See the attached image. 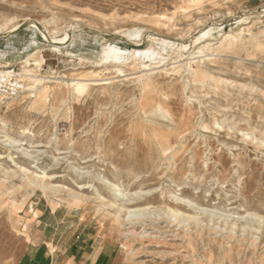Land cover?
<instances>
[{
    "label": "rangeland",
    "instance_id": "374dc122",
    "mask_svg": "<svg viewBox=\"0 0 264 264\" xmlns=\"http://www.w3.org/2000/svg\"><path fill=\"white\" fill-rule=\"evenodd\" d=\"M261 9L264 0H0V24L21 26L0 39L3 65L22 76L27 59L40 79L0 104V264L41 240L59 264L72 233L110 246L114 264H264ZM33 22L68 43L54 50ZM107 46L124 66L102 60ZM42 172L59 191L27 182Z\"/></svg>",
    "mask_w": 264,
    "mask_h": 264
},
{
    "label": "bare ground",
    "instance_id": "6f19581e",
    "mask_svg": "<svg viewBox=\"0 0 264 264\" xmlns=\"http://www.w3.org/2000/svg\"><path fill=\"white\" fill-rule=\"evenodd\" d=\"M253 14L260 15L259 17H264V9L254 11ZM246 19L247 18H243L242 21H245ZM20 27L21 26H14L11 29H5L4 24L3 25L0 24V39H7L8 40L9 38H11L14 35V33H16V31ZM27 28H33V29L37 30L43 37H45L47 40H49L52 45H54L53 49L56 50V51H59L60 47L66 45L68 43V41H69V35L66 34V33L64 34V37H62L60 39H57L56 37H51L50 34L48 33V31L46 30V28H44L38 22H33V24H30ZM213 31H214V29L210 28L203 36H207L210 33H212ZM161 42L165 43L164 41H161ZM140 53H141L140 51L134 52V56L133 57H135L136 55H138ZM150 54H151L152 58L155 57V55L153 53H150ZM3 55H4L5 60H7V57L14 58V56H12L11 53H4ZM124 55H125V53L123 51H121V50H119V49H117V48H115L113 46H107V47H105L103 49L101 56H102V60L104 62L113 63V64H115V66H124L126 64V61H127V59L124 58ZM21 63H23L24 66H23V71H22L23 75L22 76L20 75V77H22V78L24 77V79L28 81L26 88H24L23 90L32 91V92L34 91L35 92V87L40 83V79H38L37 76H34L31 73V70H29L27 68V66H28V60L27 59L24 62H21ZM4 68H6V66H4ZM84 88H85V86H81V84H79V83H73V90L76 91V92H80ZM45 90L46 89H44V91ZM52 90H53V88H52ZM241 133L244 134L245 132L244 133L241 132ZM245 135L246 134H244V138L245 139L243 140L245 142V144L247 143V141L253 144V141H254L255 137H253V136L250 137L251 135H249V137L246 138ZM260 143H261V141H260ZM170 147H171V145H170V140L169 139H166L164 141H160V143H159V153H162V154L165 153L167 150L170 149ZM257 147L259 148L260 146H257ZM34 166H33V168H34ZM18 170L23 172V173H29L25 168H20L19 167ZM26 179H27V182L31 186H33L34 188L42 191L43 193L48 192V191L49 192H57V191H59L56 187L52 186L49 183V181H48L49 179L47 178L45 172H42L40 175H33V176L28 177ZM115 194L116 195L114 196V199L117 200V198L119 196L123 195L122 189L116 191ZM70 197L74 198V196H70ZM126 214H127L126 215V221H128L130 223L133 222V218H136L138 216V214L136 212H134V211H127ZM127 232L129 233L130 231L127 230Z\"/></svg>",
    "mask_w": 264,
    "mask_h": 264
},
{
    "label": "crops",
    "instance_id": "0c3cea01",
    "mask_svg": "<svg viewBox=\"0 0 264 264\" xmlns=\"http://www.w3.org/2000/svg\"><path fill=\"white\" fill-rule=\"evenodd\" d=\"M57 228L53 227V235L49 239L53 247L58 243ZM83 238L81 234L72 233L59 242L62 245L59 264H114L113 250L110 246H98L95 238L89 237L86 240ZM60 239L62 237H59ZM52 254L49 253L45 240H41L33 255L23 256L17 264H55Z\"/></svg>",
    "mask_w": 264,
    "mask_h": 264
},
{
    "label": "built area",
    "instance_id": "2783aa9c",
    "mask_svg": "<svg viewBox=\"0 0 264 264\" xmlns=\"http://www.w3.org/2000/svg\"><path fill=\"white\" fill-rule=\"evenodd\" d=\"M4 66L0 57V104L15 99L24 89L17 70L12 66Z\"/></svg>",
    "mask_w": 264,
    "mask_h": 264
}]
</instances>
